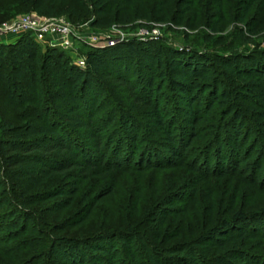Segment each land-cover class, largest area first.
Wrapping results in <instances>:
<instances>
[{
    "label": "trees",
    "instance_id": "trees-1",
    "mask_svg": "<svg viewBox=\"0 0 264 264\" xmlns=\"http://www.w3.org/2000/svg\"><path fill=\"white\" fill-rule=\"evenodd\" d=\"M199 1L24 0L23 10L73 25L90 21L99 30L137 20L196 30L203 16L208 40L222 24H234L246 41L264 29V0H204L198 7ZM41 48L30 35L0 43V88L25 121L21 133L0 141V264H125L118 262V246L133 264H264V227L253 226L264 220V208L242 213L232 195L223 201L230 216L223 217L212 186V180L231 184L239 176L264 191V149L257 148L253 161L242 131L248 114L264 131V50L258 57L223 56L207 63L203 56L182 59L155 43L122 42L89 46L83 69L68 60L65 50L51 46L41 62ZM165 85L176 97L177 128L162 107ZM139 113L159 138L147 140L136 159L144 141ZM215 121L220 123L215 126ZM209 128L217 146L214 167L211 153L194 147ZM222 133L234 147L227 164ZM126 140L132 151L122 159L118 154ZM244 163H249L244 166L249 176ZM175 169L200 179L182 196L159 188L153 197L158 212L150 215L147 189L133 187L132 174ZM95 179L109 185L90 196L85 187ZM122 188L123 198L133 193L130 215L75 233L86 229L104 200L119 196ZM177 224L180 234L150 230ZM177 238L182 243L166 247ZM133 243L143 254L136 256ZM238 244L247 249L230 248Z\"/></svg>",
    "mask_w": 264,
    "mask_h": 264
},
{
    "label": "rangeland",
    "instance_id": "rangeland-1",
    "mask_svg": "<svg viewBox=\"0 0 264 264\" xmlns=\"http://www.w3.org/2000/svg\"><path fill=\"white\" fill-rule=\"evenodd\" d=\"M204 0L199 1L198 7H203ZM24 0H0V25L6 23H12L21 17L30 14L32 12H25L24 10ZM66 24L71 25L75 30V36L73 37L74 47L70 51H66L68 60L75 66L85 69L86 68V58L85 53L86 49L90 46L89 41L91 38H98L99 41L105 43L106 41L120 40L122 42H135L140 44H158L160 46L171 48L178 53L182 59H197V56H203L207 58V63H213L212 59L216 57L223 56H234V55H251L258 57V53L264 50V29L260 34H257L249 40H244L241 37L238 29L235 28L234 24H222L219 29V33L214 36L212 40H208L207 36L210 34L209 28L206 27L205 21L206 18L202 16L200 21V26L196 30H190L186 26H175L171 22L167 23H158L151 22L148 23L144 20H137L131 24L125 26H115L109 30H99L92 27V22L80 23L73 25L69 23L66 19H62ZM121 42V43H122ZM13 42L9 43L12 44ZM7 44V45H9ZM41 53L40 61L43 62L44 55L47 52V44L40 43ZM5 45V44H3ZM50 77L44 76V81H49ZM10 87L12 85L8 84ZM164 95L162 107L165 112V117L167 121L173 119V127L177 128L178 124L181 123V117L178 115V108L176 106V97L165 85V90L162 92ZM138 123L142 125V131L140 132V137L144 140L139 145V152L136 154V159L141 154L140 152L145 149L149 141H153L156 138H159L155 134L154 127L150 125L144 114H137ZM219 115H216L217 119ZM248 120H246L244 129L242 130L245 133V139L249 137V145L246 150L250 153L252 152L253 161H256V155L258 154V147L264 149V131L256 129L255 121L252 120L251 114H248ZM220 121H215V126L219 124ZM25 121L22 116L16 113L5 101V95L0 88V141L3 139H10L12 136L21 133V129L24 127ZM118 126V125H117ZM116 127V126H115ZM115 127H112V130H115ZM214 130L207 129L202 133L204 135L202 140H199L195 143L194 147L202 152L207 151L211 153V167L215 165L216 157V141H213L211 137L209 138L210 132ZM214 133V132H213ZM214 139V138H213ZM148 140V142H146ZM222 142V156L224 157V162L227 164L228 159L233 156L231 150L234 149L232 141H230L225 133H222L221 139ZM209 141V142H208ZM119 150V157H127L132 151V143L129 140L124 141ZM214 142V143H210ZM212 144L214 146H212ZM216 146V147H215ZM215 147V149H214ZM230 156V157H229ZM118 157V158H119ZM234 157V156H233ZM251 160V161H252ZM250 163V162H249ZM249 163H244L241 165L244 168L245 165ZM252 163V162H251ZM254 164V162H253ZM254 165H249L253 167ZM245 175L249 176L251 173L248 172L247 166L244 168ZM133 180L131 185L133 187L138 186L139 184L144 185L147 189L146 192V208L149 210L150 215H154L158 212V207L154 205V194L158 192L159 188H162L166 194L169 196L174 195H186L191 193L192 188L196 186L197 181L200 177L197 176L194 172L188 170H169L167 173H158L156 170L144 173L142 177L139 174H132ZM256 175V174H255ZM263 176V175H262ZM251 177H254L251 175ZM122 181L125 179L120 178ZM253 180V179H251ZM212 186L218 195V201L220 202L219 209H221L223 217H229V208L223 206V201H228L232 195H237L238 199V211H249L253 207L264 208V191H256L249 184L241 181V177L235 176L232 183L228 179L224 180H212ZM108 183H103L98 179L93 180L92 183L88 184L85 187V191L88 192L90 196H94L100 191L108 187ZM162 186V187H161ZM199 189H203V185L199 186ZM131 190V187L128 191ZM125 189L122 188L119 196L107 198L102 203L100 210L96 214L95 218L92 219L86 229H80L75 233L86 232L95 225L102 226L108 224V222L114 219L116 222H119L124 219V217L130 215L131 208L134 200H130L133 196L131 193L129 198H123V193L125 196ZM148 195V196H147ZM157 195V194H156ZM185 203V202H184ZM181 203L180 205H183ZM243 213V212H242ZM71 213L66 214V218L71 217ZM188 228L193 227V224L186 220ZM264 227V220H261L259 223H255L254 227ZM167 225L160 227L158 225L150 227V230L154 232H168L171 235L175 233L180 234L182 229L180 224L169 227L166 229ZM263 229V228H262ZM127 230V229H124ZM191 233V238L194 237L193 229H187ZM254 230V229H253ZM135 243V242H134ZM134 250L136 251V256H140L142 253L141 249L134 244ZM182 243L180 238L172 240L166 245L172 246ZM120 255L118 262H124L125 264H133L131 258L128 254L124 253V250L120 248ZM231 249H247L245 246L240 244L231 246Z\"/></svg>",
    "mask_w": 264,
    "mask_h": 264
},
{
    "label": "built area",
    "instance_id": "built-area-1",
    "mask_svg": "<svg viewBox=\"0 0 264 264\" xmlns=\"http://www.w3.org/2000/svg\"><path fill=\"white\" fill-rule=\"evenodd\" d=\"M25 35L32 36L38 43H48L51 47L61 48L65 51H70L74 47L75 30L62 19H49L36 13H30L12 23L0 25L1 44L7 45ZM121 42L110 39L102 43L98 38H91L89 45L92 47L115 46Z\"/></svg>",
    "mask_w": 264,
    "mask_h": 264
}]
</instances>
